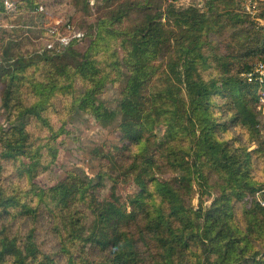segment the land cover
Masks as SVG:
<instances>
[{"label":"trees","instance_id":"1","mask_svg":"<svg viewBox=\"0 0 264 264\" xmlns=\"http://www.w3.org/2000/svg\"><path fill=\"white\" fill-rule=\"evenodd\" d=\"M41 6L45 8L37 0H24L13 14H6L4 0H0V15L4 20L16 19L24 13L37 14ZM135 8L146 11L142 23L112 31L125 50L122 64L127 72L116 113L109 116L97 98L106 81L98 67L87 78L88 89L75 100L101 124L120 116L128 151H137L128 168L140 189L130 198L132 209L101 195L102 175L98 180L72 175L52 188L27 192L0 185V264H138L145 245L151 264H264V251L255 244L264 241V207L253 203L245 208L243 226L233 208L234 201L264 188L252 173L256 151H249L240 140L224 138L230 124L259 136L256 93L264 89V83L228 75L220 81H206L199 75L198 68L206 61L201 37L209 19L195 7L169 9L174 28H185L180 33L165 30L164 13H151L148 0L123 4L100 25L121 24ZM5 26L0 24L1 43ZM166 47L174 56L168 64V78L159 87L154 81L159 74L157 61ZM13 52L12 47L6 51L13 64L24 60L23 56L15 58ZM60 53L50 55L57 58ZM253 68L251 65L242 72ZM25 72L22 67L2 70L3 103L12 126L0 131V170L3 161L31 160L28 173L32 179L41 149L34 148L27 124L16 126L13 122L29 117L48 124L44 112L50 100L73 83L65 85L63 80L45 75L31 84L35 99L28 104L19 99L20 75ZM224 73H228L227 64ZM228 87L231 102L227 114L231 118L227 121L215 111L211 100ZM151 145L156 147L154 152ZM118 156L109 151L108 163L114 165ZM161 157L162 165L158 163ZM162 167L176 176L180 173L179 179L175 183L156 179L154 174L162 172ZM205 169L217 173L215 186L220 194L210 207L204 208L200 202L194 210L186 198L192 195L194 184L212 187ZM45 216L55 239L50 252L44 248L45 240L39 241Z\"/></svg>","mask_w":264,"mask_h":264},{"label":"rangeland","instance_id":"2","mask_svg":"<svg viewBox=\"0 0 264 264\" xmlns=\"http://www.w3.org/2000/svg\"><path fill=\"white\" fill-rule=\"evenodd\" d=\"M134 1L145 0H37L39 4L45 5L41 14L24 13L16 19L6 20L0 15V24L5 23L8 26L3 29L0 51V131L8 130L12 126L8 123V113L3 103V69L13 71L22 67L26 70L20 75L23 79L19 82V99L24 98L28 104L35 99L31 84L42 80L45 75L57 77L63 80L65 85L73 83L72 87L50 100L48 109L44 112L48 124L29 117L21 120L18 118L16 122L14 120L13 124L16 126L27 124L31 142L34 148L41 149V156L35 168L36 176L32 179L28 173L31 160L3 161L0 185L4 188H19L27 192L32 188H52L72 175L82 179H95L102 175V186L99 187L101 195L126 204L129 210L132 209L130 198L140 189L133 182L128 168L137 151L135 148H132V153L128 151V144L119 127L120 116L101 124L96 115L81 109L79 102L75 100L88 89L87 78L98 67L106 81L97 98L109 116L116 113L126 84L127 72L122 64L125 50L112 31L131 29L141 24L146 11L144 8L133 9L121 24L107 26L105 23L101 26L100 22L108 21L123 4ZM148 3L151 13H164L162 22L168 33H180L185 29L174 28V20L169 18L168 13L172 7L176 10L195 7L208 17L209 25L201 37L202 53L206 61L198 68V73L204 80L220 81L225 75H228V78H243L242 74L245 72L242 71L245 68L251 65L256 67L264 62V9L250 13L245 9L244 0H148ZM48 26L57 27L58 33L65 36H73L76 33H81L82 36L72 39L74 42L71 45L58 47L57 32L55 35L47 33L45 29ZM53 41L56 47L48 48V43ZM10 47L14 50L15 58L23 56L24 60L13 64L6 53ZM58 51L61 52L60 57L51 56L55 52L59 54ZM172 51L170 47L164 48L157 61L159 74L154 81L159 87H163L168 78V64L174 56ZM47 56L50 60H46ZM95 61L100 64L96 66ZM226 64L227 74L224 73ZM230 89H222L211 100L215 111H220V116L225 117L227 121L231 118H228L227 114L231 102ZM261 90L256 93L259 97ZM255 109L258 112L257 138L242 126L232 124L224 138L240 140L247 145L249 151H256L253 155L252 173L255 180L264 185V116L263 111L259 109V102ZM230 122L234 124L233 120ZM154 133L160 136L158 131ZM169 141L170 139H167L166 143ZM149 148L151 152L156 150L154 145ZM109 151L119 154L120 159L114 165L107 161L106 155ZM159 162L161 165L164 163L163 157ZM205 172L212 187L201 188L194 184L192 195L186 197L187 205L194 210L199 208L200 202H203L204 208L210 207L220 194L218 186H215L219 182L217 173L208 169H205ZM154 176L156 179L175 183L180 173L176 176L169 168L162 167V172H157ZM175 176L177 178L174 179ZM259 192L233 202L239 225L243 226L245 208H249L253 203L262 207L259 204ZM48 224V217H42L39 241L45 240L44 248L49 251V248L55 245V239L51 230L47 229ZM255 244L264 251V241L263 244H258V241ZM140 255L141 263L138 264H151L152 258L147 245L141 248Z\"/></svg>","mask_w":264,"mask_h":264},{"label":"built area","instance_id":"3","mask_svg":"<svg viewBox=\"0 0 264 264\" xmlns=\"http://www.w3.org/2000/svg\"><path fill=\"white\" fill-rule=\"evenodd\" d=\"M24 0H4V7H5V12L6 14H13L19 6L23 4ZM245 2V9L246 11H249L250 13H255L256 11H259L258 9L262 8L264 9V0H244ZM45 10L44 6L39 7L38 13H43ZM50 33L51 35H55L57 32L56 36V42L58 47H65L70 44L72 39L75 38H80L82 36L81 33H76L73 36H68L64 35L61 33H58V28L57 27H46L45 29ZM1 46V42H0ZM48 48H53L56 47L54 41L51 43L49 42L47 45ZM59 52V51H58ZM243 78L249 82V83H259L263 84L264 83V65L258 64L256 67H254L252 70L245 72L242 74ZM259 109L263 111V116H264V89L261 90L260 92V97H259ZM259 197V204L264 207V188L260 190L258 193Z\"/></svg>","mask_w":264,"mask_h":264}]
</instances>
